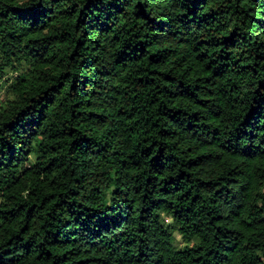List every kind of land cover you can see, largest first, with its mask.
Masks as SVG:
<instances>
[{
  "label": "trees",
  "instance_id": "trees-1",
  "mask_svg": "<svg viewBox=\"0 0 264 264\" xmlns=\"http://www.w3.org/2000/svg\"><path fill=\"white\" fill-rule=\"evenodd\" d=\"M3 82L0 264H264V0H0Z\"/></svg>",
  "mask_w": 264,
  "mask_h": 264
},
{
  "label": "rangeland",
  "instance_id": "rangeland-1",
  "mask_svg": "<svg viewBox=\"0 0 264 264\" xmlns=\"http://www.w3.org/2000/svg\"><path fill=\"white\" fill-rule=\"evenodd\" d=\"M6 87L7 86L5 85L4 82L0 83V103L2 104L4 103L6 99H10L9 98L10 93L8 92V90H6ZM174 238H175V244L178 243L180 245V242H181L180 236L177 233H175Z\"/></svg>",
  "mask_w": 264,
  "mask_h": 264
}]
</instances>
